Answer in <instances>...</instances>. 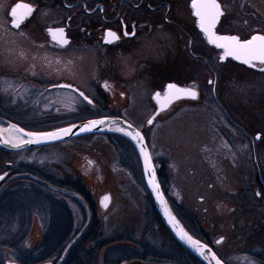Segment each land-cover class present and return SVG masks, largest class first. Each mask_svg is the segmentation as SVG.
<instances>
[{
	"label": "flooded vegetation",
	"instance_id": "obj_1",
	"mask_svg": "<svg viewBox=\"0 0 264 264\" xmlns=\"http://www.w3.org/2000/svg\"><path fill=\"white\" fill-rule=\"evenodd\" d=\"M219 2L225 15L217 25V34L238 35L242 40L264 35V0ZM18 3L35 10L19 29L13 27L11 15ZM191 3L0 0V126L49 132L91 119L116 117L144 134L152 156L148 132L163 115L182 103H207L222 118L223 128L238 133V141L249 151L240 160L245 172L247 165L253 164L252 172L247 173L249 187L242 194L232 183L234 189L228 188L233 190L232 196L223 210L232 219L243 220L249 234L231 236L234 231L229 228L226 233L237 241L231 243L226 237H210L198 218L173 200L165 187L163 169L153 159L159 183L184 229L208 245L224 264H264V115L257 120L248 109L236 108L231 86L226 87L227 81H235L232 73L246 71L248 83L262 87L258 102L264 114V72L258 70L259 65L249 68L231 57L221 59L223 50L200 30ZM50 28H64L70 44L56 45L48 34ZM108 32L119 40L106 43L113 39ZM253 75L260 78L255 80ZM170 83L195 90L198 99L176 100L156 115V93L168 101ZM113 100L125 105L115 109ZM129 100L134 102L130 108ZM149 108L153 113L142 120L143 126L129 117L130 113L139 117ZM99 136L106 138L103 157L92 144ZM226 151L233 170L240 171L232 150ZM119 167L143 185L142 209L128 202L115 209L117 189H111L106 181ZM0 177V213L7 212L6 219L0 221V264H204L179 243L163 221L147 188L138 151L130 141L97 134L21 152L0 148ZM28 193L35 201H28L30 221L24 224L16 210L23 207L17 198ZM217 240L223 243L217 244Z\"/></svg>",
	"mask_w": 264,
	"mask_h": 264
},
{
	"label": "rangeland",
	"instance_id": "obj_2",
	"mask_svg": "<svg viewBox=\"0 0 264 264\" xmlns=\"http://www.w3.org/2000/svg\"><path fill=\"white\" fill-rule=\"evenodd\" d=\"M8 53L10 56L13 54L9 51ZM75 72L77 74L85 73L80 70H75ZM232 74L235 81L230 79L229 81L233 82L227 81L226 87L231 86L230 93L233 96L234 106L236 108L239 106L243 111L248 109L251 114L257 116L255 117L257 120L263 119L264 114L260 112L262 106L258 102L262 87L257 84H249L248 73L244 70L235 71ZM253 76L255 80L260 78L256 75ZM254 96H258V100L253 101ZM129 101L128 108L134 103L133 100ZM118 102L119 104H115L114 100L112 101L115 109L124 103L121 100ZM213 108L207 103L204 105L199 103V100L187 104L182 103L172 112L163 115V119L158 120L151 127L148 138L153 159L156 161V166L163 169V175L166 177L164 179L165 187L171 193L173 200L181 203L197 217L210 237L213 239L226 237V241L231 243V241H237H233L228 236L227 229L231 228L232 232L234 231L231 236L234 234L245 236L249 234V231L246 230L247 226L243 220L236 219V221L228 214H224L223 210L226 209V204L232 196L230 193L233 190H229L230 188L234 189L232 183L242 189L240 193L245 194L243 189L249 187L248 182L251 180L247 173L252 172L253 164L250 162L251 164L247 165L245 172V165L240 160H242L241 157L249 153L248 148L242 147L246 144L238 141L240 139L238 133L233 134V131L223 128V120L217 117ZM152 113L153 110L149 108L139 117L132 113L129 114V117L134 118L138 125L143 126ZM235 117L239 119L238 116ZM143 119L145 121H142ZM105 141V137L99 136L92 142L100 157H103L102 151L105 152L106 149ZM226 150H232L236 168L240 171L233 170V163L229 162L227 158L229 152ZM109 176L110 178L107 177L106 181L107 186L117 189V193L114 192L113 205H116L115 209L120 204L126 205L127 202L135 204L136 207L140 206L142 209V200L145 197L143 185L133 180L130 175L125 174L124 167L113 170V175L111 172ZM32 196L31 193H28L18 195L17 198L23 207L20 210L16 208V210L18 213L21 212L24 224L30 221L28 213L32 208L29 202L35 201ZM37 203L42 206L41 202ZM5 213L7 212L1 210L0 221L6 219ZM234 221L237 222L236 229L233 228Z\"/></svg>",
	"mask_w": 264,
	"mask_h": 264
},
{
	"label": "snow or ice",
	"instance_id": "obj_3",
	"mask_svg": "<svg viewBox=\"0 0 264 264\" xmlns=\"http://www.w3.org/2000/svg\"><path fill=\"white\" fill-rule=\"evenodd\" d=\"M191 7L194 10L195 16L198 18L200 30L206 34L208 41L214 44L217 48L223 50V56L221 59L226 60L231 57L233 60L239 61L241 64L247 65L249 68H257L260 72H264V35H253L250 39L242 40L238 35H219L216 32L217 25L220 23L221 17L225 15L223 7L219 0H192ZM34 8L25 3L16 4L15 8L12 10L11 15L13 17V27L19 29L21 24L32 15ZM23 34V33H21ZM48 34L51 36L52 40L56 45L60 47H67L70 41L67 39L65 29H48ZM128 35L127 32L124 33ZM135 35V32L132 33ZM108 37L113 39H106V43H112L113 40H119V36L115 33L108 32ZM43 47V45H41ZM212 83V81H209ZM62 88H69L70 85H58ZM104 87L107 89L109 85L105 84ZM168 101L179 100L182 98L198 99V93L191 88H180L176 84H168ZM80 95L88 102L92 104V100L88 96L84 95L83 92ZM158 102H160V93H156ZM164 103H161V109L163 110ZM151 123V121H149ZM104 120H90L88 124L84 127V131H91L93 128L105 124ZM131 127V125H129ZM117 131H124L123 129H116ZM17 132L23 133V136L29 137L25 140L21 136L16 141H4L6 144H11L12 147H22L25 144L40 143L44 140H54L59 139L62 135H70L71 129H61L59 132L52 133H24L23 129H16ZM125 135H130L138 143L143 140V137L136 133L133 135L129 132H124ZM259 139V137H257ZM141 152L144 155L145 169L149 171L150 175L154 174V169L151 167V155L145 151V148L141 146ZM3 179V177H0ZM154 189L159 193L158 186L153 182ZM108 200L109 198H105ZM107 206V205H105ZM178 235L182 240H187L197 251L204 255L206 252H210L211 249H207L200 245L198 241L192 240L182 228L178 229ZM217 244L223 243V240H217ZM211 260L215 261V264H221V261L216 257L215 253H212Z\"/></svg>",
	"mask_w": 264,
	"mask_h": 264
},
{
	"label": "water",
	"instance_id": "obj_4",
	"mask_svg": "<svg viewBox=\"0 0 264 264\" xmlns=\"http://www.w3.org/2000/svg\"><path fill=\"white\" fill-rule=\"evenodd\" d=\"M175 101L176 100H172L169 102L167 100L160 99V102H158L159 110L157 111L156 115H158L160 112L166 111L169 108V106L171 104H173V102H175ZM161 103H164L163 110L161 109ZM91 120H104V121H106V123L103 125H100L98 127L93 128V130H91V131H84L83 130L84 127L88 124V122L90 120L75 123V124L66 126L64 128H61V129H71L70 135H62L59 139L44 140V141H41L40 143L25 144L19 148L12 147L10 143L9 144L4 143V141H6V140L3 137V135L0 133V148L3 150H6V151H11V152H21V151H25V150L32 149V148L41 147V146L54 145V144H57L60 142H64L67 140H71V139H75V138H79V137H83V136H90V135H97V134H118V135L125 137L126 139H128L130 142H132L134 144V146L136 147V149L138 151V154H139V157L141 160V164H142V168H143V172H144V178H145L147 188L149 189L150 193L152 194L156 208H157L159 214L161 215L163 221L165 222V224L171 230V232L176 237V239L179 241V243H181L185 248H187L190 252H192L200 261H202L204 264H215V261L211 260L212 253H215V252L208 245H206L205 243L201 242L200 240H198V239L194 238L192 235H190L184 229L182 224L179 222V220L176 218V216L172 212L169 204L167 203L165 195L162 191L161 185L159 183L156 167H155L152 156H151V167L154 169V174L150 175L149 171L145 169L144 155L141 152V146H143L145 148V151H147L150 155H151V153H150L149 147L147 145L146 138H145L144 134L140 130H138L135 126H133L131 123H129L126 120L121 119V118L102 117V118H96V119H91ZM129 125H131V127H129ZM0 127H2V126H0ZM12 127L16 128V129H22V128L16 127V126H8V127H3V128L9 129ZM117 128L123 129L124 131H117L116 130ZM61 129L55 130V131H49V132H29V131H26L23 129V132L24 133H52V132H59ZM124 132H129V133H132L133 135H135L136 133H139L143 137V140L138 143L136 140H134L132 138V136L125 135ZM21 134L23 135V133H21ZM23 137L25 140L29 139V137H27V136H23ZM153 182L155 183V185L158 186L159 193L154 189ZM180 228H182L184 232H186L189 236H191L192 240L198 241L200 243V245L204 246L207 249H211V251L206 252L204 255H201V253L199 251H197L196 248H194L187 240H182L180 238V235H178V229H180ZM216 257L218 258L217 255H216ZM221 264H224V263L221 261Z\"/></svg>",
	"mask_w": 264,
	"mask_h": 264
},
{
	"label": "bare ground",
	"instance_id": "obj_5",
	"mask_svg": "<svg viewBox=\"0 0 264 264\" xmlns=\"http://www.w3.org/2000/svg\"><path fill=\"white\" fill-rule=\"evenodd\" d=\"M0 133L3 135L5 140L13 141V142L18 140L21 136H23L20 132H17L16 128L14 127L9 129H4L3 127H0Z\"/></svg>",
	"mask_w": 264,
	"mask_h": 264
},
{
	"label": "trees",
	"instance_id": "obj_6",
	"mask_svg": "<svg viewBox=\"0 0 264 264\" xmlns=\"http://www.w3.org/2000/svg\"><path fill=\"white\" fill-rule=\"evenodd\" d=\"M112 136L114 137H117V138H120L122 140H126V141H129L128 139H126L125 137L121 136V135H118V134H111Z\"/></svg>",
	"mask_w": 264,
	"mask_h": 264
}]
</instances>
